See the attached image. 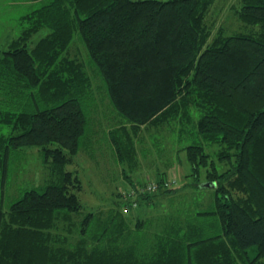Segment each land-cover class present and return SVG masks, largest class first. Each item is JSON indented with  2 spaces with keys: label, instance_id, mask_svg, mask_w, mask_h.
Instances as JSON below:
<instances>
[{
  "label": "trees",
  "instance_id": "trees-1",
  "mask_svg": "<svg viewBox=\"0 0 264 264\" xmlns=\"http://www.w3.org/2000/svg\"><path fill=\"white\" fill-rule=\"evenodd\" d=\"M215 1L50 0L24 15L29 24L0 50V124L10 128L0 134V264H264V0L236 5L259 29L234 34L207 24ZM75 34L116 112L106 136L127 178L126 166L141 164L137 135L197 114L200 140L170 158L186 150L198 187L205 168L215 183L208 207L150 224L113 204L85 207L68 165L97 130L92 76L69 55ZM208 143L231 165L218 169ZM33 147L50 177L12 189L10 171ZM162 177L159 192L177 191Z\"/></svg>",
  "mask_w": 264,
  "mask_h": 264
},
{
  "label": "rangeland",
  "instance_id": "rangeland-1",
  "mask_svg": "<svg viewBox=\"0 0 264 264\" xmlns=\"http://www.w3.org/2000/svg\"><path fill=\"white\" fill-rule=\"evenodd\" d=\"M49 1L0 0V50L20 35L29 24L24 15ZM240 2L241 0L215 1L206 17V22L213 34L218 31L234 34L259 29V26L248 25L240 20L235 12V7ZM39 35L34 36L39 37ZM69 55L82 62L86 72L92 76L93 92L91 98H93L94 108L91 117H93L97 132L92 138V145L89 150H82L68 165L70 169L76 170L83 180L84 190L80 193V197L85 207L88 210L104 207L110 210L113 208L111 207L113 204L115 205L114 209L120 207L125 217L132 224H135V220L138 218L148 219L149 224L151 222L159 223V221L169 218L167 215H171L175 211L177 214L186 215L197 205H201L200 207L203 208L208 207L212 201L209 194L212 191L210 190L211 187L203 186L205 182L210 181L205 178V168L202 169V181L198 187L194 185L195 178L191 175L192 168L186 150H181L178 156L175 152L174 156L170 158L173 154L172 147L177 149L179 146L182 147L200 140V136L193 129V122L190 123L191 119H197V114L194 112L190 121L187 120L184 124L176 120L159 128L154 127L149 132L143 130L140 135H137L135 144L141 164L132 169L129 166L126 168L124 166L125 172L130 176L127 178L125 173L121 172V167L115 164L111 154L113 150L106 136L110 127L116 125L114 118L116 112L111 105L105 85L96 75L88 51L78 34H75L69 47ZM9 129L8 126L0 124V134L6 135ZM215 146L209 143L205 144L206 149L211 154L210 159L215 162L218 169L223 170L231 163L225 164L219 159L216 153L218 146ZM40 153L37 147H33L23 154V158L18 162L19 170L14 174L13 171H10L9 174L12 189L18 188L20 185L38 184L50 177L49 170L45 169L41 163ZM169 161L171 163H168ZM1 165L0 159V177L2 176ZM159 172L162 173L159 174ZM164 174H168L167 177H175L174 185L178 188L177 191L166 193L157 191L148 204H143L141 201L138 208L125 206L123 197H125V191L128 189L131 179L144 184L145 182L156 181L162 175L164 176L162 178L167 179ZM204 187L208 190H205ZM117 201H120L119 206L116 204ZM109 202L111 203L108 204ZM250 253L252 256L255 255L257 246L251 247Z\"/></svg>",
  "mask_w": 264,
  "mask_h": 264
},
{
  "label": "built area",
  "instance_id": "built-area-1",
  "mask_svg": "<svg viewBox=\"0 0 264 264\" xmlns=\"http://www.w3.org/2000/svg\"><path fill=\"white\" fill-rule=\"evenodd\" d=\"M175 183V177H170L165 180L163 185L166 187L172 186ZM159 183L157 181L149 182L147 185H139L136 188H129L127 192H125V196L128 198H132V207H137L139 205L138 197L147 192H155L160 189ZM135 199V200H134Z\"/></svg>",
  "mask_w": 264,
  "mask_h": 264
},
{
  "label": "water",
  "instance_id": "water-1",
  "mask_svg": "<svg viewBox=\"0 0 264 264\" xmlns=\"http://www.w3.org/2000/svg\"><path fill=\"white\" fill-rule=\"evenodd\" d=\"M214 185H215V183H214V182H210V181L205 182V183L203 184V186H209V187H212V186H214Z\"/></svg>",
  "mask_w": 264,
  "mask_h": 264
},
{
  "label": "crops",
  "instance_id": "crops-1",
  "mask_svg": "<svg viewBox=\"0 0 264 264\" xmlns=\"http://www.w3.org/2000/svg\"><path fill=\"white\" fill-rule=\"evenodd\" d=\"M173 174H174V173H173ZM164 175H165V177H166V178H170V177H167V176H168V174H164ZM166 175H167V176H166ZM163 177H164V176H163ZM157 179H158V178H157Z\"/></svg>",
  "mask_w": 264,
  "mask_h": 264
}]
</instances>
